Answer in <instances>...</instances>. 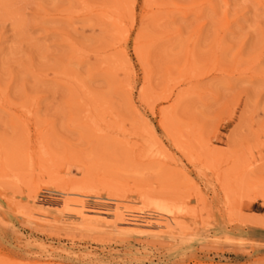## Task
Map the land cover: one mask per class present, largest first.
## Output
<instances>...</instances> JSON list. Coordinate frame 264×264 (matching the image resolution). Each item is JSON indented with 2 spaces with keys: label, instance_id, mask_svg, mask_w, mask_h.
Here are the masks:
<instances>
[{
  "label": "rangeland",
  "instance_id": "rangeland-1",
  "mask_svg": "<svg viewBox=\"0 0 264 264\" xmlns=\"http://www.w3.org/2000/svg\"><path fill=\"white\" fill-rule=\"evenodd\" d=\"M0 264H264V0H0Z\"/></svg>",
  "mask_w": 264,
  "mask_h": 264
},
{
  "label": "bare ground",
  "instance_id": "bare-ground-1",
  "mask_svg": "<svg viewBox=\"0 0 264 264\" xmlns=\"http://www.w3.org/2000/svg\"><path fill=\"white\" fill-rule=\"evenodd\" d=\"M113 196H115V198L111 197L108 200H97L95 203L98 210H94L92 208H89L90 205L88 208H86L85 204L83 203L85 201L82 202V199H84L85 195L81 193L63 192L61 195L62 197L61 206H63L66 210H72V208L75 207L78 216L81 218L83 222L85 221L91 222L92 217H100L101 214H109L110 216V211L112 212V215L115 216V218L117 217L119 219L122 217L123 213L128 212V201L123 196H117V195H113ZM154 211L155 213H157L158 209H154ZM90 213H93V215ZM158 213L159 214H156L155 216L149 217L146 221H144V223L135 222L132 223V225L144 226V227L156 228V229H161V228L167 229L171 227L172 224H175L174 218L171 216L169 212H158ZM94 222L96 223L98 221L94 220Z\"/></svg>",
  "mask_w": 264,
  "mask_h": 264
}]
</instances>
